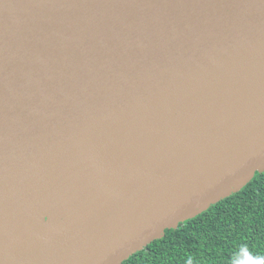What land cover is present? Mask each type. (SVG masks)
<instances>
[{
	"label": "water",
	"instance_id": "1",
	"mask_svg": "<svg viewBox=\"0 0 264 264\" xmlns=\"http://www.w3.org/2000/svg\"><path fill=\"white\" fill-rule=\"evenodd\" d=\"M264 172V0H0V264H123Z\"/></svg>",
	"mask_w": 264,
	"mask_h": 264
},
{
	"label": "trees",
	"instance_id": "2",
	"mask_svg": "<svg viewBox=\"0 0 264 264\" xmlns=\"http://www.w3.org/2000/svg\"><path fill=\"white\" fill-rule=\"evenodd\" d=\"M245 264L264 259V172L240 192L167 230L123 264Z\"/></svg>",
	"mask_w": 264,
	"mask_h": 264
},
{
	"label": "clouds",
	"instance_id": "3",
	"mask_svg": "<svg viewBox=\"0 0 264 264\" xmlns=\"http://www.w3.org/2000/svg\"><path fill=\"white\" fill-rule=\"evenodd\" d=\"M187 264H192V260L189 259L187 261ZM245 264H264V259H256V260L248 259L245 261Z\"/></svg>",
	"mask_w": 264,
	"mask_h": 264
}]
</instances>
